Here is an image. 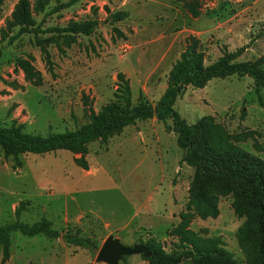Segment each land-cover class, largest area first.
Returning <instances> with one entry per match:
<instances>
[{"label": "rangeland", "instance_id": "1", "mask_svg": "<svg viewBox=\"0 0 264 264\" xmlns=\"http://www.w3.org/2000/svg\"><path fill=\"white\" fill-rule=\"evenodd\" d=\"M36 26L65 27L95 19L90 35L67 33L16 34L14 12L20 0L0 9V126L25 124L26 131L48 135L74 131L90 122L91 107L100 111L118 98L124 73L130 80L132 103L156 104L164 93L170 69L188 47L203 53L210 64L227 52L242 50L237 62L264 59V0H200L202 13L193 17L177 0H79L58 11L49 0H28ZM129 16L115 21L112 14ZM42 46L54 62L48 71ZM18 57L33 58L42 82L27 80ZM175 109L189 123L208 120L221 125L234 143L264 159V88L252 77L213 78L205 87L189 85ZM172 124V121L169 120ZM184 150L175 131L157 118L139 120L107 143L88 145L89 168L69 150L20 155L22 165L0 149V225L17 220L32 224L43 217L62 233L90 237L97 250L68 245L43 234L11 231L10 256L0 264H107L97 262L109 235L125 246L136 243L152 250L182 253L172 229L187 209L195 167L182 162ZM239 184L215 189L219 215L196 216L191 228L205 237L220 236L222 247L243 264L250 250L241 244V228L252 212H235ZM120 264H159L143 254L122 258ZM180 264H192L190 257Z\"/></svg>", "mask_w": 264, "mask_h": 264}, {"label": "trees", "instance_id": "2", "mask_svg": "<svg viewBox=\"0 0 264 264\" xmlns=\"http://www.w3.org/2000/svg\"><path fill=\"white\" fill-rule=\"evenodd\" d=\"M8 0H0V9ZM79 0L59 3L54 9L58 11ZM184 3L193 17L202 13L200 0H177ZM49 0H39L37 9L43 11ZM129 16L126 10L112 14L115 21ZM28 0H20L14 12L13 25H18V32L9 36L12 44L24 33H67L90 35L98 21L71 22L65 27L50 26L42 29L36 26ZM242 50L227 52L216 61L207 64L202 52L188 47L173 64L168 76L167 87L156 104L148 101L132 103L130 80L120 72L121 81L118 98L105 105L100 111L90 109V122L74 131L51 132L48 135L34 134L26 131L25 124L0 126V149L6 157H13L22 165L20 155L26 153L45 154L58 150H69L79 155L77 163L84 169L89 168L86 158L88 145L95 141L107 143L112 137L120 134L125 127L139 120L157 118L165 124L167 131H175L178 144L184 150L182 162L195 167V174L190 188L187 209L180 214V222L173 227L172 234L180 240L182 253H168L162 247L152 250L149 260L159 264H180L190 257L192 264H243L222 247L220 236L205 237L191 228L196 216L202 218L219 215V197L215 189L224 188L232 182L239 184L238 200L235 201V212L239 216L252 212V215L241 228V244L250 250L249 264H264V159L252 154L233 142L231 136L218 123L201 120L189 124L175 109V104L189 85L205 87L213 78L229 76H250L257 91L264 88V59L254 62H237L235 59ZM42 53L48 71L55 75L54 62L47 47L42 46ZM17 65L24 71L27 80L35 84L42 82V74L33 64V58L18 57ZM172 121V124L169 123ZM18 230L27 236L46 235L52 239L61 238L68 245L98 249V244L90 237L79 234L62 233L53 227L46 217L32 224L19 220L11 225H0V243L3 244L5 263L10 256L11 231ZM125 257V256H124Z\"/></svg>", "mask_w": 264, "mask_h": 264}, {"label": "water", "instance_id": "3", "mask_svg": "<svg viewBox=\"0 0 264 264\" xmlns=\"http://www.w3.org/2000/svg\"><path fill=\"white\" fill-rule=\"evenodd\" d=\"M143 254L148 258L152 255L148 246L136 243L133 246H125L121 240L114 235H109L99 248L96 261L107 264H120L124 256Z\"/></svg>", "mask_w": 264, "mask_h": 264}]
</instances>
